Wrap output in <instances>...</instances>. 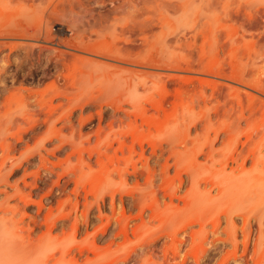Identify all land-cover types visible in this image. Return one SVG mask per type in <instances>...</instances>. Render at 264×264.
Wrapping results in <instances>:
<instances>
[{"label": "rangeland", "instance_id": "1", "mask_svg": "<svg viewBox=\"0 0 264 264\" xmlns=\"http://www.w3.org/2000/svg\"><path fill=\"white\" fill-rule=\"evenodd\" d=\"M28 1L0 0V31L19 23L43 30L37 41L0 37V264H264L261 171L248 183L245 171L230 166L214 175L229 155L227 131L237 125L245 141L264 124L260 111L249 123L235 114L264 97L253 87L264 86V0ZM142 21L151 26L147 45ZM90 24L120 45L130 37L144 57L155 52L191 68L133 66L144 73L128 87V74H104L107 65L90 71L107 59L57 44L40 51L45 30L69 40ZM53 48L69 52L55 58ZM217 135L221 153L212 166L198 150ZM192 165L202 167L187 170ZM241 188L235 207L230 199ZM206 190L216 199L186 210ZM18 241L25 248L6 251Z\"/></svg>", "mask_w": 264, "mask_h": 264}, {"label": "bare ground", "instance_id": "2", "mask_svg": "<svg viewBox=\"0 0 264 264\" xmlns=\"http://www.w3.org/2000/svg\"><path fill=\"white\" fill-rule=\"evenodd\" d=\"M30 1V0H29ZM28 1V2H29ZM34 1V0H32ZM28 6V5H27ZM8 7V6H7ZM6 8V7H5ZM118 8V7H117ZM116 8V9H117ZM119 8H122V7H119ZM15 10V9H14ZM119 10V9H118ZM141 11H145V8L140 9ZM117 11V10H116ZM146 12V11H145ZM38 14V13H37ZM40 16V15H38ZM84 16V15H83ZM106 16V15H105ZM104 16V17H105ZM41 17V16H40ZM228 17V16H227ZM226 17V18H227ZM19 18V17H18ZM84 18V17H83ZM89 18V17H88ZM109 18V17H108ZM100 19V18H99ZM106 19V18H104ZM92 20V19H91ZM26 21V20H25ZM90 21V20H89ZM93 21V20H92ZM98 21V20H97ZM162 21V20H161ZM29 22V21H28ZM100 22V21H99ZM134 22V21H133ZM16 23V22H15ZM27 23V21L25 22V24ZM30 23V22H29ZM44 23V22H43ZM47 23V22H46ZM136 23V22H135ZM148 22H144L142 21V23H139L141 26H140V31L142 33V36H141V43L143 45H147V43L149 44V36L147 35L148 31L151 29L150 27V24H147ZM160 23V22H159ZM49 24V23H47ZM99 24V23H98ZM137 24V23H136ZM11 25H14V22L13 24L11 23ZM74 25V24H73ZM8 27H11L9 25H7ZM16 26V27H15ZM14 29H9L7 31H0V37L2 36H5L6 35H9L7 37H11V36H14V38L16 37H19V38H25L26 36L27 37H31L33 40H36L37 39L39 40V37L43 34V30L41 31L40 28L38 31H31L28 26L22 24V23H19V24H15ZM50 26V25H49ZM94 26V25H93ZM136 26H139L138 24ZM7 27V28H8ZM77 27V26H76ZM130 27V26H129ZM134 27V26H133ZM6 28V27H5ZM12 28V27H11ZM43 28V27H42ZM47 28V27H45ZM82 28H84L83 30H80L78 27H77V31L75 33L74 36H72L73 38L69 39V40H65V39H61V38H58L56 35L53 36L51 32L47 31L46 30L44 31V39L47 44H44L46 46H40L39 49L40 51L43 50V47H48V46H51V44H57V46H66V48H69L71 49L72 51L73 50H76V51H82V53H87V54H90V55H97L101 58H103L104 60L107 59L109 60L110 62L107 63L105 61H100V60H95L94 64H91L92 67H90V71L91 70H95V71H98L100 67H98L99 64H103V65H107V68L104 70V74H107V75H114V74H117V76H127L126 74H128V76L126 77L127 79V85L128 87H131L134 82L135 79V76L136 75H139L140 73H144L143 71H146L147 68H156V69H172V70H188L189 71V67L191 68V66L189 65H185L183 66L182 64H180V62L175 59L176 61L174 60H165L164 58L158 56L155 52H152L148 57L147 56H142L141 54H143V52L141 54H138V53H135L133 51V46L131 47V45L129 46L128 44L133 42L130 37H125L123 38L124 42L127 43V45H120V42L118 43L117 40L119 39V37H115V36H111L109 33L108 34H104L101 33L100 31L94 29V27H91V24H90V27H88L89 29L87 30L86 29V26H82ZM48 29V28H47ZM74 29V28H72ZM246 31V30H245ZM36 32H39L38 34H34ZM42 33V34H40ZM93 33H96L97 35V40H90V35L93 34ZM43 37V36H41ZM56 37V39H55ZM109 37L111 38V40L109 39ZM63 38V37H62ZM27 39H30V38H27ZM31 39V40H32ZM40 41H41V38H40ZM43 41V39H42ZM135 41V40H134ZM39 42V41H38ZM191 40H189L187 42L188 46L190 44ZM137 43V42H136ZM36 44V43H35ZM55 46V47H57ZM33 48H31L30 52L33 51L35 52L36 50ZM51 49V48H50ZM55 50L54 51V55H55V58H62L64 54H66L67 52L69 51H65L63 52L62 50H58L57 48H53ZM60 49V47H59ZM241 49V48H240ZM135 50V49H134ZM38 51V50H37ZM36 51V52H37ZM40 51H38L39 53H41ZM35 52V53H36ZM209 52V51H208ZM44 54V53H43ZM68 55V54H67ZM141 56V57H140ZM163 56V55H162ZM143 57V58H142ZM164 57V56H163ZM41 58V57H40ZM50 58V57H49ZM65 58V57H63ZM9 59V58H8ZM99 59V58H98ZM7 60V59H6ZM89 60V59H88ZM178 61V62H177ZM10 62V61H9ZM82 62V61H81ZM8 63V62H7ZM47 63V62H46ZM88 64V62H86ZM194 63V62H193ZM83 64V65H82ZM87 64L85 63H80V66L82 65V67L84 68H88L89 65L87 66ZM3 65V64H2ZM97 66V67H95ZM133 66H140V67H147V68H141L143 69V71H141V69H136V68H132ZM4 67V65H3ZM81 67V68H82ZM6 68V67H5ZM80 68V69H81ZM139 68V67H137ZM7 69V68H6ZM9 69V68H8ZM157 70V71H158ZM51 71V70H50ZM81 71V70H80ZM153 71V70H152ZM84 72V71H83ZM155 72V71H153ZM203 72V71H201ZM147 73V72H146ZM159 73V72H158ZM86 74V73H85ZM242 74V73H241ZM80 75V74H79ZM93 75V74H92ZM152 75V74H151ZM154 75V74H153ZM156 76H158L159 78V75L160 74H155ZM116 77V75H114ZM118 77V78H119ZM78 78V77H77ZM226 78V77H225ZM242 78H244L243 76L241 77V80ZM161 80V78H159ZM238 79V78H237ZM234 80V78L232 79ZM239 80V79H238ZM236 81V79H235ZM240 81V80H239ZM261 81V80H260ZM260 81H258V83H256L255 85L253 84V87L256 88L257 90L261 91V94L264 95V86L261 85L262 83H260ZM238 82V81H237ZM242 82V81H241ZM244 79H243V83H240V84H244ZM239 83V82H238ZM134 85V84H133ZM245 85V84H244ZM250 86H252V84H250ZM249 86V87H250ZM252 87V88H253ZM5 88V87H4ZM253 88V89H254ZM228 94V93H227ZM37 95V94H36ZM242 95V94H241ZM240 93L238 92L237 94V97L238 99L240 100V97H241ZM248 95V94H247ZM14 96V95H13ZM12 96V99L14 98ZM43 96V95H42ZM259 97H261L259 95ZM35 98V97H34ZM233 98V97H231ZM236 98V97H235ZM32 99V98H31ZM237 99V98H236ZM249 100V99H248ZM247 100V101H248ZM252 103H253V106L252 108H249L248 110V113H246L245 109L242 107L240 109H236L235 110V114H236V118H238V121H239V124L241 123V120L243 119H246L247 122L249 123L250 119L253 120V116H256V114H258L260 112H262L263 114V117H264V97L263 98H257L256 96H253L252 97ZM12 102V101H11ZM17 102V100H16ZM238 102V100H237ZM240 103V102H239ZM249 103H250V100H249ZM251 104V103H250ZM41 105V104H40ZM240 106V105H239ZM249 106V105H248ZM258 107V108H257ZM221 108V107H220ZM229 113V112H228ZM229 115V114H228ZM259 116V115H258ZM253 117V118H252ZM234 118V116H233ZM259 118V117H258ZM229 120V118H228ZM237 120V119H236ZM236 120L234 123H236ZM249 120V121H248ZM253 122V121H252ZM233 123V122H231ZM231 125V124H230ZM213 126V122L211 121V119L207 120V122L205 123V129L208 130L209 132V129L212 128ZM239 126V125H238ZM231 127V126H230ZM233 127V125H232ZM252 127V126H251ZM205 130V131H206ZM245 130V129H244ZM250 130V129H249ZM243 131V129H242ZM241 129L239 127H237L236 125V128H233L231 130H228L227 131V135H228V147H229V155L227 156V158L225 160H219L218 162H220V169L223 170V171H214V175H216L218 172H224L226 170L227 167H231V170L233 171L232 173L235 172V170H239V169H242L243 171H245L247 173V177L245 179L244 182H246V180L250 179L249 176L252 174V171L254 170H259L261 171V175L258 176V180L256 181L257 183V186H256V189L258 191H260L261 189L263 188H260L262 186H264V124L262 127H258L256 129H253L252 131L248 132L246 134V140L245 141H241V135H242V132ZM255 136L258 137V139L255 138ZM219 139V136L217 135L211 142L210 144L208 145V150L205 151L204 148L201 147L200 150H198L199 154L200 153H203L206 158H208L209 160H212V166H215L216 165V161L214 163V159H215V156L216 154L220 152V150L215 147V142H217V140ZM171 141V140H170ZM189 141V140H188ZM174 143V142H173ZM227 144V141L225 142ZM242 144V148L239 149V144ZM225 144V145H226ZM187 145V144H186ZM176 148V147H175ZM194 148V147H192ZM196 148V147H195ZM199 149V147H197ZM225 147H223L222 149H224ZM189 151V148L187 149ZM186 150V151H187ZM11 152V151H10ZM184 152V151H182ZM169 153L170 154H174L175 153L177 155H179V153L177 152V149H174L173 147H171L169 149ZM188 153V152H187ZM225 153V152H224ZM220 155V154H219ZM251 159L252 161V164H251V167L247 169L246 167V164L248 162V160ZM197 161V159H196ZM250 162V161H249ZM235 164V165H234ZM202 166H196V165H192L191 168L188 167L187 170H190V171H194L195 169H198V168H201ZM50 168V167H49ZM214 168V167H212ZM210 169V168H209ZM218 169V168H217ZM154 170V169H153ZM251 171V172H250ZM217 172V173H216ZM226 172V171H225ZM255 172V171H254ZM258 172V171H257ZM197 173V171H196ZM199 173V172H198ZM197 175V174H196ZM195 175V176H196ZM220 175V174H219ZM253 175V174H252ZM192 184L194 186L195 183L199 184V182L194 179L195 176H193V173H192ZM197 177V176H196ZM195 177V178H196ZM231 177V176H230ZM247 180L246 183H248L249 181ZM208 181L209 179L207 178V180H205V184H208ZM217 181V180H216ZM212 182V186L213 187H216V185L219 187V181L217 182ZM259 187V189L257 188ZM245 189V188H244ZM243 188L237 190V192L235 193L234 197L232 198V200L230 199V203H232V205H234L235 207H238L239 205V202L241 200V195L243 197V192L245 191H241V190H244ZM255 189V190H256ZM158 191V190H157ZM173 191V190H172ZM212 190H206V191H199L198 192V196L193 199V201L191 202V205L189 206V208H187V205L186 206V210H189L190 207H194L196 208L197 205H200L202 202L205 203L206 201L208 202H212L214 199H216V197H213L212 193H211ZM255 194L256 192L254 190H250L249 192ZM228 193V187H224V188H220V197H226V194ZM246 193V192H245ZM252 193V194H253ZM231 197V196H230ZM189 199V198H188ZM187 200V199H186ZM189 201V200H188ZM187 201V202H188ZM225 201V200H224ZM247 200L245 199V202ZM223 202V201H222ZM226 203V202H225ZM228 204V203H227ZM112 205V204H111ZM185 205H186V202H185ZM158 207V205H157ZM198 207V206H197ZM199 208H201L199 206ZM198 208V210H199ZM191 210V209H190ZM189 210V211H190ZM193 210V208H192ZM201 210V209H200ZM181 212V211H180ZM184 213V211H182ZM186 212V211H185ZM188 212V211H187ZM247 214V213H246ZM180 215V214H179ZM183 215V214H182ZM178 216V215H177ZM174 217H175V214H174ZM176 218V217H175ZM232 220V219H231ZM198 221V220H197ZM238 221V220H237ZM243 221V220H242ZM200 222V221H199ZM172 224V223H171ZM230 224H231V228L233 229V234H234V237H231L234 241V245L235 247L238 246V241H237V233H238V229H237V224L235 221H230ZM250 223L249 222H245L244 223V227L242 228L240 226V228H242V232L243 234H245V236L248 234V230L250 229ZM240 230V229H239ZM215 233V235L218 234L217 232V229H215L213 231ZM220 233V232H219ZM102 235V234H101ZM248 238V237H247ZM222 241V240H221ZM212 242V241H211ZM32 244V243H31ZM220 244V243H219ZM209 245V244H208ZM261 245V244H260ZM26 246V243L23 242V241H18V242H15L12 244H10V246H8L6 248V251L7 252H16L17 250H20L22 248H25ZM2 250V249H1ZM3 253V252H2ZM159 257V256H158ZM53 260V259H52ZM239 260V259H238ZM45 261V260H44ZM51 261V260H50ZM169 261V260H168ZM240 261V260H239ZM237 262V261H236ZM40 263V262H39ZM238 263V262H237Z\"/></svg>", "mask_w": 264, "mask_h": 264}]
</instances>
